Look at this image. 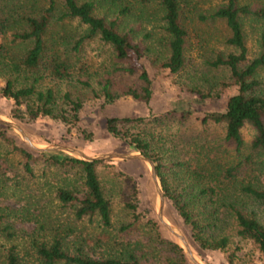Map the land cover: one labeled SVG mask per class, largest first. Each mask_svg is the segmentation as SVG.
<instances>
[{
    "label": "trees",
    "instance_id": "16d2710c",
    "mask_svg": "<svg viewBox=\"0 0 264 264\" xmlns=\"http://www.w3.org/2000/svg\"><path fill=\"white\" fill-rule=\"evenodd\" d=\"M184 0H0V95L11 99L10 115L18 119L50 116L72 124L77 120L81 106L78 96L69 88L60 90L59 83H74L91 87L93 96L110 102L119 93L111 92L109 79L93 89L88 78H81L87 65L78 64L84 41L97 38L107 44L112 57L119 62L114 69L136 74L139 90L126 87L123 93L148 102L151 79L141 58L149 55L151 47L142 45L136 37V27L124 20L134 12L135 3H155L161 11L163 34L160 47L150 55L153 64L175 73L184 64L187 30L181 21L180 2ZM264 19V0L248 4L238 0H223L199 14L201 19H219L227 29L224 44L234 50L216 52L207 59L211 66L227 69L229 80L235 85L223 106L203 112L201 122L223 124V140L238 153L243 146L240 128L248 124L253 135L248 141L242 160L220 162L217 157H206L191 167L184 161L166 163L152 151V135L140 127L143 117L137 115H109L104 119L106 132L122 140L128 147L139 150L154 163L160 178L163 195L170 199L182 221L188 226L191 238L201 248L225 252L230 263L233 251H228L229 234L225 224L233 225V234L250 239L258 252L264 255V224L258 220L249 200L264 202V186L259 180L264 174V32L258 37V51L246 56L241 16ZM75 19L76 26L70 27ZM137 21V20H136ZM82 26L81 30L77 27ZM56 80L53 84L43 80ZM73 85V84H72ZM183 110V108H180ZM187 112V109H184ZM10 126L0 123V140L18 152L25 171L44 151H34L11 134ZM255 157L256 161L253 160ZM55 165L77 166L82 174L83 190L79 195L58 187L55 195L64 204L72 205L75 218L96 216L103 227L110 225L109 200L104 195L96 172L95 161L76 158L65 152L49 156ZM251 163L245 169L242 161ZM178 165L190 184L175 190L166 181L165 172ZM63 168V170H67ZM244 171L243 177L237 175ZM256 170V172H255ZM176 174L178 173L177 171ZM186 189V191H185ZM185 193H182L184 192ZM224 214V216H220ZM4 213L0 211V233L12 236L9 224L1 225ZM224 223V225H223ZM8 236V237H9ZM24 255L13 245L0 254V264H143L134 251L124 256H89L79 247L70 250L63 234L54 231L48 238L32 237ZM177 248L180 246L176 243Z\"/></svg>",
    "mask_w": 264,
    "mask_h": 264
},
{
    "label": "rangeland",
    "instance_id": "374dc122",
    "mask_svg": "<svg viewBox=\"0 0 264 264\" xmlns=\"http://www.w3.org/2000/svg\"><path fill=\"white\" fill-rule=\"evenodd\" d=\"M221 1L223 0L180 2L181 21L187 30V36L184 64L175 73L150 61L149 56L160 47L159 40L163 34V21L158 5L134 2V12L124 20L138 29L136 37L140 43L151 47L149 55L141 58L151 79L147 103L123 93L128 86L139 90L140 81L136 74L114 69V65L122 61L112 57L107 44L91 38L84 41L78 54V64L84 62L87 65L86 72L79 75L90 79L91 86L97 91L99 82L107 77L110 91L119 93L112 101L105 102L101 96H93L91 87H82L75 81H70L67 82L69 86L64 83L57 86L60 90L68 87L71 94L81 100L77 120L72 124L45 115L33 119L15 118L10 115L11 99L2 95L0 114L19 124L38 146L65 144L87 155L134 150L106 132L104 119L109 115H137L144 119L140 127L152 135V151L166 163L172 164L173 161L180 160L191 167L206 157H217L220 162L228 163L242 160L253 135V129L248 124L245 123L240 128L244 144L237 153L231 144L223 140L222 123L201 122L204 111L221 108L227 96L236 88L229 80L227 69L211 66L206 62L216 52L234 50L223 42L227 29L221 20L201 19L199 16ZM238 1L248 4L260 2ZM241 24L246 56L252 57L258 51L259 34L264 32V19L244 15L241 16ZM75 26L76 21L73 19L70 27ZM81 28L82 26L77 27L78 30ZM43 82L53 84L56 88V80L45 78ZM1 84L0 79V86ZM184 109L188 111L185 112ZM10 129L9 132L16 135L15 139L22 141L18 133L11 127ZM11 149L10 145L0 140V211L4 213L1 225L9 224V229L13 232L12 236L5 231L0 233V254L7 246L13 245L19 254L24 255L23 250L29 246L32 237L46 239L57 231L63 234L70 250L79 247L93 257L124 256L131 250L143 264H194L186 256L179 240L157 218L155 185L145 161L115 158L95 162V172L110 208V225L103 227L95 215L90 218H75L73 206L63 205L55 195L58 187L69 189L77 195L83 190L82 174L77 166L62 167L50 162V154L70 153L57 149L43 150L45 153L37 156L32 162L31 170L27 172L22 166L20 154ZM253 160L256 161L255 157ZM249 162L243 160L242 164L245 169L249 167L248 170L252 171ZM66 167L67 170H63ZM179 168L180 166L174 165L167 169L166 181L175 190H189L187 186L190 181L183 176L181 169L178 171ZM243 174L242 170L237 176L241 178ZM157 179L162 190L158 175ZM259 180L264 186L263 173ZM248 202L255 210L258 220L264 224V202ZM161 212L166 222L178 228L190 250L203 264H264V255L258 252L250 239L234 235L232 224H225V232L230 235L228 251L234 250L229 263L225 252L201 248L191 238L188 226L182 221L170 199L164 195Z\"/></svg>",
    "mask_w": 264,
    "mask_h": 264
},
{
    "label": "water",
    "instance_id": "95a60500",
    "mask_svg": "<svg viewBox=\"0 0 264 264\" xmlns=\"http://www.w3.org/2000/svg\"><path fill=\"white\" fill-rule=\"evenodd\" d=\"M0 122L9 125L13 130H15L22 141L29 146L30 148L38 151H43V150H51V149H57V150H64L70 153V155L80 158L83 160H88V161H95V160H104V159H131V158H137L145 161L150 169V176L154 182L155 185V193L157 197V208H156V215L158 220L179 240L181 243L183 250L186 254V256L194 263V264H203L200 262L196 256L193 254V252L190 250L184 236L181 234V232L178 230L176 226L173 224H170L166 222L162 216V203H163V194L162 190L159 184V181L157 179V173L154 168V163L152 160L145 155L144 153L140 152L139 150H132V151H127V152H103L99 153L96 155H87L81 150L65 145V144H57V143H50L44 146H38L36 145L22 130L19 124H17L15 121L11 120L9 117L3 116L0 114Z\"/></svg>",
    "mask_w": 264,
    "mask_h": 264
}]
</instances>
